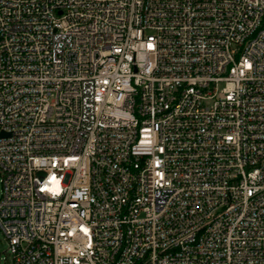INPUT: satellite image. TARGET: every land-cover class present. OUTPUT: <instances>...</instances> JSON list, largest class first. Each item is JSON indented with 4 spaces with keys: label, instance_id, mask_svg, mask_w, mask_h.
<instances>
[{
    "label": "built area",
    "instance_id": "1",
    "mask_svg": "<svg viewBox=\"0 0 264 264\" xmlns=\"http://www.w3.org/2000/svg\"><path fill=\"white\" fill-rule=\"evenodd\" d=\"M0 169L13 264H264V0H0Z\"/></svg>",
    "mask_w": 264,
    "mask_h": 264
},
{
    "label": "rangeland",
    "instance_id": "2",
    "mask_svg": "<svg viewBox=\"0 0 264 264\" xmlns=\"http://www.w3.org/2000/svg\"><path fill=\"white\" fill-rule=\"evenodd\" d=\"M2 177V171L0 169V178ZM1 188V182H0ZM8 243L0 230V264H13L10 254L7 252Z\"/></svg>",
    "mask_w": 264,
    "mask_h": 264
}]
</instances>
